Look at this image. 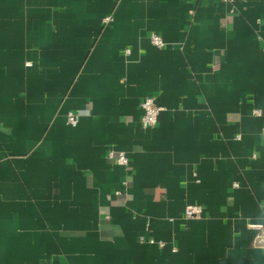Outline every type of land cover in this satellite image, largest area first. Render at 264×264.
Listing matches in <instances>:
<instances>
[{
    "label": "crops",
    "instance_id": "crops-1",
    "mask_svg": "<svg viewBox=\"0 0 264 264\" xmlns=\"http://www.w3.org/2000/svg\"><path fill=\"white\" fill-rule=\"evenodd\" d=\"M0 264H264V0H0Z\"/></svg>",
    "mask_w": 264,
    "mask_h": 264
},
{
    "label": "built area",
    "instance_id": "built-area-1",
    "mask_svg": "<svg viewBox=\"0 0 264 264\" xmlns=\"http://www.w3.org/2000/svg\"><path fill=\"white\" fill-rule=\"evenodd\" d=\"M220 2H227L231 0H219ZM111 20L110 17H105L103 19L104 22H109ZM150 42L156 47H163L164 41L162 38L156 34L150 35ZM140 109L142 111L140 117V123L144 128L153 127L156 122L159 113L161 112L162 108L156 104L155 99L153 97H146L140 102ZM79 121V116L75 112L69 111L66 113V122L70 126H75ZM107 158L114 160L119 165L127 166L128 165V158L123 152H117L114 150H109L107 152ZM116 195H119L120 192H116ZM202 210L200 206L197 205H186L184 208V217L185 218H198L201 216ZM254 228L260 229L261 227L258 225H252ZM150 243H153V240H149ZM160 246L164 244L162 242H158Z\"/></svg>",
    "mask_w": 264,
    "mask_h": 264
}]
</instances>
